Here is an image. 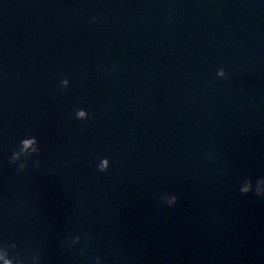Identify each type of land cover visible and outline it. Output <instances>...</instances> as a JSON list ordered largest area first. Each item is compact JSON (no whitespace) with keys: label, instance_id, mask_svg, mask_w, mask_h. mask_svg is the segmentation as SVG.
I'll return each instance as SVG.
<instances>
[{"label":"water","instance_id":"1","mask_svg":"<svg viewBox=\"0 0 264 264\" xmlns=\"http://www.w3.org/2000/svg\"><path fill=\"white\" fill-rule=\"evenodd\" d=\"M26 134L41 153L18 174ZM244 177H264V0H0V242L43 264H77L76 234L101 264H264Z\"/></svg>","mask_w":264,"mask_h":264},{"label":"clouds","instance_id":"2","mask_svg":"<svg viewBox=\"0 0 264 264\" xmlns=\"http://www.w3.org/2000/svg\"><path fill=\"white\" fill-rule=\"evenodd\" d=\"M97 18L93 17L91 23H96ZM216 76L219 79H228L225 69L220 67L216 71ZM69 87V80L61 78L59 80V88L61 90ZM75 119L84 121L90 118V114L84 109H77L75 111ZM41 148L36 136L26 134L19 143L12 149L11 154L8 156V163L14 165L18 174L26 171L28 163L33 156H39ZM33 168L39 170L40 161L38 159L31 161ZM109 159L102 158L96 165L98 172H106L109 168ZM239 193L241 195H252L264 199V177L257 178L253 183L250 177H244L240 180ZM159 202L161 206L169 208L174 207L178 202V197L175 194L164 193L160 196ZM93 242L91 234H84L83 238L80 234L69 236L63 241V245L68 249L75 250L74 255L77 264H101V258L87 257V252ZM80 245L78 249L76 246ZM0 264H43V253L39 249L33 250L31 253L21 252L17 242L9 240L7 242H0Z\"/></svg>","mask_w":264,"mask_h":264}]
</instances>
